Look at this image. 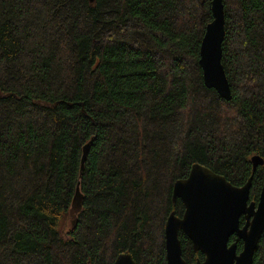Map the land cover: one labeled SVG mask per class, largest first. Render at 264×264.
<instances>
[{"label":"trees","instance_id":"16d2710c","mask_svg":"<svg viewBox=\"0 0 264 264\" xmlns=\"http://www.w3.org/2000/svg\"><path fill=\"white\" fill-rule=\"evenodd\" d=\"M222 3L225 102L198 66L210 0H0V264L166 263L165 220L184 210L172 184L193 164L236 187L252 177L257 203L264 0ZM178 237L186 263L202 261Z\"/></svg>","mask_w":264,"mask_h":264},{"label":"water","instance_id":"95a60500","mask_svg":"<svg viewBox=\"0 0 264 264\" xmlns=\"http://www.w3.org/2000/svg\"><path fill=\"white\" fill-rule=\"evenodd\" d=\"M212 20L205 26L201 39L199 65L203 83L225 101L231 99L229 83L221 64V45L224 38V11L222 0H210ZM89 143L82 150L80 172L83 169ZM252 172L262 165L258 156L251 158ZM185 179L172 184V201L179 199L184 210L179 218L170 213L164 223V264H188L182 258L179 232L187 237L194 252L202 254V261L191 264H251L256 245L264 231V184L257 203H249L252 177L241 187L227 183L224 176L200 164H193ZM76 184L69 210L74 226L76 214L82 208V194ZM240 217L244 224L240 225ZM242 242L237 252L236 243H229L231 236ZM112 264H136L131 254L119 253Z\"/></svg>","mask_w":264,"mask_h":264},{"label":"rangeland","instance_id":"374dc122","mask_svg":"<svg viewBox=\"0 0 264 264\" xmlns=\"http://www.w3.org/2000/svg\"><path fill=\"white\" fill-rule=\"evenodd\" d=\"M71 223H72V219L70 218V216H68L66 223H65V227H64L65 230L64 231H67L69 229V226L71 225Z\"/></svg>","mask_w":264,"mask_h":264},{"label":"flooded vegetation","instance_id":"af4514ba","mask_svg":"<svg viewBox=\"0 0 264 264\" xmlns=\"http://www.w3.org/2000/svg\"><path fill=\"white\" fill-rule=\"evenodd\" d=\"M182 214H183V213H182ZM181 216H182V215H181ZM181 216H180V217H181ZM177 217H178V216H177ZM180 217H179V218H180Z\"/></svg>","mask_w":264,"mask_h":264}]
</instances>
